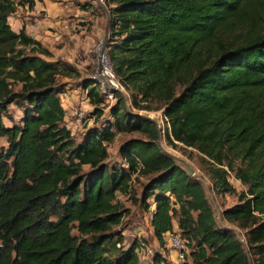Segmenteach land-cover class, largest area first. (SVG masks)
Masks as SVG:
<instances>
[{
    "label": "trees",
    "instance_id": "obj_1",
    "mask_svg": "<svg viewBox=\"0 0 264 264\" xmlns=\"http://www.w3.org/2000/svg\"><path fill=\"white\" fill-rule=\"evenodd\" d=\"M34 3L0 0V139L8 141L0 147V264H139L138 238L126 245L117 229L130 213L117 194L137 200L140 176H150L139 201L162 248L174 232L192 264H264V0H107L106 54L119 89H109L116 102L107 122L80 140L61 97L63 78L80 71L11 25L19 6ZM238 25L245 39L223 43L219 33ZM83 88L102 117L100 83L84 79ZM128 100L164 108V127L134 114ZM12 105L22 115L8 126ZM119 132L145 138L125 140L123 162H112ZM162 133L200 152L217 193L237 195L223 216L243 238L219 226L202 183L160 146Z\"/></svg>",
    "mask_w": 264,
    "mask_h": 264
},
{
    "label": "rangeland",
    "instance_id": "obj_2",
    "mask_svg": "<svg viewBox=\"0 0 264 264\" xmlns=\"http://www.w3.org/2000/svg\"><path fill=\"white\" fill-rule=\"evenodd\" d=\"M95 1L97 2L96 4L98 5V1L97 0ZM106 1L107 0H104L103 3L105 4ZM101 11L104 15L105 13L103 12V10ZM246 33H247L246 28H243L242 26L238 25V26L229 27L225 31L220 32L219 38L225 44H229L231 42L238 44L243 39H245ZM103 43H104V40H103ZM103 46L104 44L100 46L101 50L103 49ZM215 46L216 45L214 44L211 50H210V47H204L202 51L200 52V55L205 57L209 55L210 52L213 53L215 51ZM101 50L100 51H97L96 49L94 50L95 60L89 70L82 69L83 71L82 72L80 71V73L77 71L71 76L63 78V81L67 83L66 91L69 92L67 96L70 98L69 99L66 96L64 97L65 99L63 100V105L65 109L69 113H72L71 111L72 106L83 107L88 112V114H90L88 115L90 122H87L86 128L81 125H73L74 133L77 134L76 138L78 140L81 139L82 135L87 131L86 130L87 128L89 129L92 126H103V124L107 122V119L110 118L109 117L110 106H112L116 102L115 97L112 94H110L109 89L110 88L112 89V87H116L117 84L114 78L112 77L110 64H108L110 70H108L106 74L104 73L106 71L104 65H102L101 63L99 64L98 57H99ZM106 50H107V47H106ZM106 50L104 52L105 54H106ZM99 72L102 73V76L100 75ZM103 77L107 78L106 83L104 82ZM84 79H94L98 81L100 83V89L105 94L106 103H105V106L103 105L105 113L100 118L97 116H94L95 106L87 98V95H88L87 91L85 88H83ZM74 89H76L75 92H74ZM72 102H74L75 104H72ZM127 103H128L127 106L130 107V109H132V112L134 114L150 116L158 123L159 127H164L166 123L164 108L159 109V110L147 111V110L139 109L137 107H133L130 100H128ZM153 106L161 107L162 104L160 102H154ZM21 115H22L21 109H19L16 105H12L9 107L8 115L4 117V122L8 126H12L14 122H18L20 120ZM68 119L72 120L71 117H69ZM132 137L145 138V135H142L140 132H119L117 133L115 141L109 145V148H110L109 149V152H110L109 160L110 161L123 162V158L121 157L120 152H119L120 146L125 140L132 138ZM158 142L165 152L169 151L171 153L177 154L183 157L185 160H187L191 164V166L197 172L196 179H198L204 186L207 197L215 210V214H216V218H217L219 226L232 229L240 237H242L243 232L239 230L236 226L226 221L223 216L224 209L236 203L238 201V197L237 195H232V194L217 193L214 190L213 184L210 180L209 173L207 171V167L202 161V158H201L202 156L200 152L195 148L188 147L179 142H176V145L171 144L167 140L165 134L163 133L160 136V139ZM2 146L4 147L8 146L7 137H2L0 139V147ZM136 178L137 176L135 177V179ZM149 178L150 176H140L136 179L134 189L137 195L135 199L137 200H134V199L132 200L129 195H126V196L123 195L122 202L126 207L129 208L130 213L124 218V221L121 227H117V229L119 228L123 229L124 234L126 235V245H129L130 243H132L136 238H142L146 240L148 243H150L151 245L153 246L155 245L154 242L156 241V238L150 228L149 216L147 215V212L145 211L144 207L141 205L139 201V196L142 190V186L148 181ZM230 180L232 181V183L236 186V188L239 191L246 189V187L242 185L240 181L236 180L233 175H231ZM158 250L168 255L171 252L170 249L167 247L165 249H161L160 247H158Z\"/></svg>",
    "mask_w": 264,
    "mask_h": 264
},
{
    "label": "crops",
    "instance_id": "obj_3",
    "mask_svg": "<svg viewBox=\"0 0 264 264\" xmlns=\"http://www.w3.org/2000/svg\"><path fill=\"white\" fill-rule=\"evenodd\" d=\"M39 3L41 15L19 6L11 17L13 29L20 32L24 28L53 53L54 60L67 61L81 72L89 70L95 60L94 50L105 38L108 18L105 8L101 5L100 9L95 0H39ZM58 34L62 39L57 40ZM154 244L159 245L157 239Z\"/></svg>",
    "mask_w": 264,
    "mask_h": 264
},
{
    "label": "built area",
    "instance_id": "obj_4",
    "mask_svg": "<svg viewBox=\"0 0 264 264\" xmlns=\"http://www.w3.org/2000/svg\"><path fill=\"white\" fill-rule=\"evenodd\" d=\"M34 1H35V3H34L33 8L28 9V10L36 11L37 14L41 15L42 11H40V9H39V4H40L39 0H34ZM97 1H98V4H100V5L104 4L103 3L104 0H97ZM27 7H29V5H27ZM60 39H62V35L58 34L57 40H60ZM102 44H104L103 41L99 45L96 46L97 51L101 50L100 46ZM102 58H104V60L106 62H108V64H109L107 54L104 53ZM111 72H112V70H111ZM112 77H113V74H112ZM65 96L67 98H69L67 96V94H63L61 96L62 100L65 99L64 98ZM71 111H72V113H69L66 110L65 120H66V124H67L68 128L72 131L73 135L76 136L77 134L74 133L73 125H81V126L86 128L87 122H90L89 121L90 119L88 117V115H90V114H88V112L83 107H77V106H72ZM94 116H96V115H94ZM69 117H71L72 120L68 119ZM108 149H110V148L108 147ZM125 165L128 166L126 163H125ZM135 177H136V174L133 176V178L135 179ZM123 195H125V196L129 195L130 196V193H128V194H122L121 193L120 194V192H119L117 194V200L123 201V199H122ZM158 247H160L161 249H164L161 247L160 243L158 246H155V245L153 246L150 243H148L146 240H144L142 238H138L136 253H137V256L139 259V264H192V261L189 257L188 245H187L185 239L181 235L174 233V232H168L167 238H166V247L169 248L171 251V253L169 255L163 253L162 251H159Z\"/></svg>",
    "mask_w": 264,
    "mask_h": 264
},
{
    "label": "water",
    "instance_id": "obj_5",
    "mask_svg": "<svg viewBox=\"0 0 264 264\" xmlns=\"http://www.w3.org/2000/svg\"><path fill=\"white\" fill-rule=\"evenodd\" d=\"M102 6L105 8V10L107 11V15H108V18H107V23H106V28H105V38H104V46H103V49L99 55V60L103 57V54L106 50V47H107V43H108V39H109V34H110V12L108 10V8L106 7L105 4H102ZM100 75L102 76V73L99 72ZM104 79V82L106 83L107 82V78L103 77ZM113 84V83H112ZM114 90H117L119 89V87L116 85V87H112ZM149 118H151L150 116H147ZM153 119V118H152ZM173 159L176 160V162L181 165L187 172L190 176L192 177H197V172L196 170L191 166V164L185 160L183 157L177 155V154H174V153H171L169 151H166Z\"/></svg>",
    "mask_w": 264,
    "mask_h": 264
},
{
    "label": "bare ground",
    "instance_id": "obj_6",
    "mask_svg": "<svg viewBox=\"0 0 264 264\" xmlns=\"http://www.w3.org/2000/svg\"><path fill=\"white\" fill-rule=\"evenodd\" d=\"M100 63H101L102 65H104L105 70H106L104 73L106 74L107 71L110 70V68H109V66H108V63L104 60V58H101V59H100L99 64H100Z\"/></svg>",
    "mask_w": 264,
    "mask_h": 264
}]
</instances>
